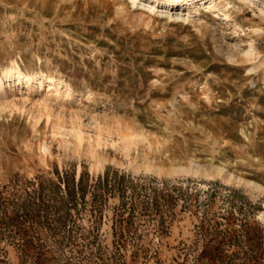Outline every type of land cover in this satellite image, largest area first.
I'll list each match as a JSON object with an SVG mask.
<instances>
[{"label":"rangeland","instance_id":"1","mask_svg":"<svg viewBox=\"0 0 264 264\" xmlns=\"http://www.w3.org/2000/svg\"><path fill=\"white\" fill-rule=\"evenodd\" d=\"M177 1L0 0V264H264V0Z\"/></svg>","mask_w":264,"mask_h":264},{"label":"bare ground","instance_id":"2","mask_svg":"<svg viewBox=\"0 0 264 264\" xmlns=\"http://www.w3.org/2000/svg\"><path fill=\"white\" fill-rule=\"evenodd\" d=\"M130 2L132 4H140V5H142L143 7H145L146 9H148L150 11H154L155 10V6L152 5L151 3L141 2V0H130ZM180 2H182V0H178L177 3H175L174 8L178 7V6H181ZM204 7H206V4L204 5ZM197 8L200 9V8H202V6H197ZM160 13L163 14V16H166V15L170 14V10L169 9H164L163 11H160ZM45 78L48 79L50 82L54 81L50 77H45ZM10 79H13L16 85L26 84L27 86H29V85H32V84H35V83H39V84L41 83V78H37V77L30 76V75H26L20 69L15 68L13 70V72H11L10 70H7V71H4L2 73V75L0 76V87L3 86L4 81H8Z\"/></svg>","mask_w":264,"mask_h":264},{"label":"trees","instance_id":"3","mask_svg":"<svg viewBox=\"0 0 264 264\" xmlns=\"http://www.w3.org/2000/svg\"><path fill=\"white\" fill-rule=\"evenodd\" d=\"M112 178H114V177H109V175L108 174H106L105 176H103V177H101V178H99V180L101 179L102 181H101V183H104L105 182V184H106V186H108V185H110V180L112 179ZM80 181V180H79ZM79 184H80V182H79ZM121 185V187L120 188H122V184H121V181L120 180H116L115 178L113 179V183L111 184L113 187H117V185ZM70 187H69V183H67V189H69ZM69 195H71L72 196V194H71V191H70V189H69Z\"/></svg>","mask_w":264,"mask_h":264}]
</instances>
